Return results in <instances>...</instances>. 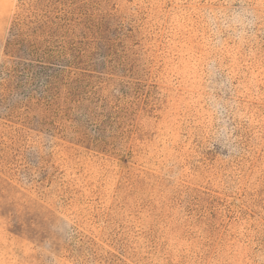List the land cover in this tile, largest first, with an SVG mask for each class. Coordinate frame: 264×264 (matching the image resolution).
<instances>
[{"label": "rangeland", "instance_id": "rangeland-1", "mask_svg": "<svg viewBox=\"0 0 264 264\" xmlns=\"http://www.w3.org/2000/svg\"><path fill=\"white\" fill-rule=\"evenodd\" d=\"M40 2L57 81L3 120L0 264H264V0L256 38L218 49L201 14L223 0ZM19 4L0 0V67ZM209 60L234 105L227 158Z\"/></svg>", "mask_w": 264, "mask_h": 264}, {"label": "trees", "instance_id": "trees-1", "mask_svg": "<svg viewBox=\"0 0 264 264\" xmlns=\"http://www.w3.org/2000/svg\"><path fill=\"white\" fill-rule=\"evenodd\" d=\"M40 1L20 0L19 11L10 28L0 67V133L5 124L3 120L20 114L21 105L32 104L28 114L37 109L34 103L42 104L43 99L34 101V94L46 92L57 78L52 56L46 49L50 32L41 18ZM25 122H33L30 115Z\"/></svg>", "mask_w": 264, "mask_h": 264}, {"label": "clouds", "instance_id": "clouds-1", "mask_svg": "<svg viewBox=\"0 0 264 264\" xmlns=\"http://www.w3.org/2000/svg\"><path fill=\"white\" fill-rule=\"evenodd\" d=\"M202 20L206 28V43L212 49H218L228 38L238 45H246L257 36V26L262 17L257 13L249 0H223L219 6L205 8L202 11ZM213 61L207 64V78L204 88V102L207 113L214 121L210 147L219 145L226 150L227 158L235 154L238 149V137L232 124L230 115L234 105L225 97L222 88L224 81H217V71L213 70ZM50 231L57 237L68 238L73 229L67 219H57L50 224ZM52 240L45 241L44 250L51 252Z\"/></svg>", "mask_w": 264, "mask_h": 264}]
</instances>
